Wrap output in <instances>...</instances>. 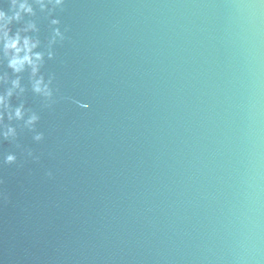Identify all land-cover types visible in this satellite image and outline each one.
Returning <instances> with one entry per match:
<instances>
[{
  "label": "water",
  "instance_id": "water-1",
  "mask_svg": "<svg viewBox=\"0 0 264 264\" xmlns=\"http://www.w3.org/2000/svg\"><path fill=\"white\" fill-rule=\"evenodd\" d=\"M0 12V264H264V0Z\"/></svg>",
  "mask_w": 264,
  "mask_h": 264
},
{
  "label": "clouds",
  "instance_id": "clouds-1",
  "mask_svg": "<svg viewBox=\"0 0 264 264\" xmlns=\"http://www.w3.org/2000/svg\"><path fill=\"white\" fill-rule=\"evenodd\" d=\"M21 8H24V5H21ZM26 11H30V9H25ZM4 14L2 12H0V19H3ZM19 43V37H17L16 39L11 40L10 42H7L5 44V48H11L14 49L15 52L18 54L22 49L17 47ZM24 47H23V51L25 52V55L23 57H16L14 56V58L10 61V67H13L15 70L19 71L24 63H32V60L30 58V56L28 55V53L31 51V47H35V44H32L31 46L29 45V41L27 38L24 39L23 41ZM39 54H36V59L38 60ZM33 71H35V68H33ZM37 91H39V88H37ZM17 115H19V113H17ZM9 159H12L11 157H9Z\"/></svg>",
  "mask_w": 264,
  "mask_h": 264
}]
</instances>
